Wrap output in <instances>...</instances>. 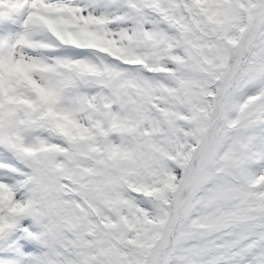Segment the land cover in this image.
<instances>
[{
    "label": "snow or ice",
    "instance_id": "6c2138e0",
    "mask_svg": "<svg viewBox=\"0 0 264 264\" xmlns=\"http://www.w3.org/2000/svg\"><path fill=\"white\" fill-rule=\"evenodd\" d=\"M0 264H264V0H0Z\"/></svg>",
    "mask_w": 264,
    "mask_h": 264
}]
</instances>
